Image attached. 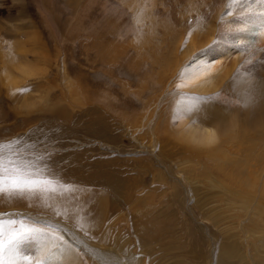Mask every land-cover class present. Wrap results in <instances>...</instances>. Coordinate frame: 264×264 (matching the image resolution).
I'll use <instances>...</instances> for the list:
<instances>
[{"label":"rangeland","instance_id":"obj_1","mask_svg":"<svg viewBox=\"0 0 264 264\" xmlns=\"http://www.w3.org/2000/svg\"><path fill=\"white\" fill-rule=\"evenodd\" d=\"M258 20L264 0H0V139L38 141L73 189L0 197L9 264H126L93 229L124 236L129 263L217 264L234 236L264 264V39L235 46ZM148 208L174 221L169 252L135 237Z\"/></svg>","mask_w":264,"mask_h":264},{"label":"bare ground","instance_id":"obj_2","mask_svg":"<svg viewBox=\"0 0 264 264\" xmlns=\"http://www.w3.org/2000/svg\"><path fill=\"white\" fill-rule=\"evenodd\" d=\"M250 2V1H249ZM249 6V5H248ZM245 10V9H243ZM242 10V11H243ZM250 10V11H249ZM248 11L249 12H253L255 10V8H250ZM259 10V9H258ZM247 11V12H248ZM240 12V11H239ZM238 12V13H239ZM248 12V13H249ZM257 12V11H256ZM259 12V11H258ZM242 13V12H241ZM246 13V11L244 12ZM243 14V13H242ZM256 14V13H255ZM246 15V14H245ZM245 15H243L245 17ZM250 15V14H249ZM247 15L248 17H251L253 18V13L252 15ZM261 17V16H260ZM246 18V17H245ZM257 18V16H256ZM255 18V19H256ZM253 21V19H252ZM251 21L252 24H249L247 22H244L243 23V27L244 30H245V33H241L240 34V37L241 38H238L237 39V42H236V45L235 46H239L241 45L240 44V41H242L241 43H243V41H246L248 43H252V42H255V41H259V40H262L264 39V25L262 24V21H259L260 23H253ZM255 21V20H254ZM242 24V23H241ZM243 32V31H242ZM239 36V34H238ZM242 36H243V39H242ZM240 40V41H239ZM239 42V43H238ZM245 44V43H244ZM251 45V44H250ZM249 45V46H250ZM241 88V87H239ZM209 89V87L207 88ZM247 89V88H246ZM204 90V89H203ZM246 101V100H245ZM243 101V102H245ZM242 102V103H243ZM245 107H244V110H246L248 108V102L247 103H244ZM243 105V104H242ZM183 118V117H182ZM181 120H184V119H181ZM183 121H180V124L179 126L183 125L184 123H182ZM185 127V126H184ZM187 130L185 131H181L182 133H187L190 131V134H191V141L193 140V142H199V143H202L203 144V139L206 138L207 136L213 134L212 133V129H208V128H205V127H202L200 125H195L194 123H190L188 126H187ZM211 141V140H210ZM210 143V142H209ZM201 145V144H200ZM199 145V146H200ZM204 149V148H203ZM212 152V151H211ZM211 152H208L207 154L211 153ZM205 153V151H204ZM212 154H214L212 152ZM111 173H112V170H111ZM106 176V175H105ZM113 177V176H112ZM118 178V177H117ZM121 178V177H120ZM124 178V177H123ZM126 179V178H125ZM108 180V179H107ZM122 180V179H121ZM127 180V179H126ZM105 182V181H104ZM115 182V181H114ZM130 182V183H129ZM129 182H125V181H121V182H118V183H115L113 184L112 181H107L108 185L112 186V189L114 192H117L119 194L122 195L123 198H126V204L127 206L129 207V209L131 210H138L139 208L142 207L143 205V201L142 200H138V201H134L133 200V197L131 196L132 195V189H133V185L132 182H131V179L129 180ZM106 183V182H105ZM126 183L129 184L127 185L126 187ZM134 183V182H133ZM100 185V184H99ZM130 186V188H129ZM136 186V185H134ZM106 187H104L105 189ZM109 188V187H108ZM126 188V190H125ZM129 190V191H128ZM126 194V195H125ZM206 195V194H205ZM50 196V195H49ZM71 196V195H70ZM150 196V195H149ZM195 196V200L197 199H200L198 201H196V204L200 207V208H203V207H206L207 206V201L205 203V197L201 195H194ZM199 196V197H198ZM63 197L65 196H62V199ZM67 198L69 196H66ZM146 196H144L145 198ZM39 198V197H38ZM66 200H71L70 197L69 199ZM208 198V197H207ZM45 199V198H44ZM49 201L51 200V202L53 201L54 203H49V205H53V206H56L59 205L58 203H60L59 199H58V195H55V196H51L48 198ZM61 199V198H60ZM61 199V200H62ZM75 199V198H74ZM209 199V198H208ZM73 200V199H72ZM207 200V199H206ZM64 203L65 201L62 200ZM102 201V200H101ZM12 203V202H11ZM14 203V202H13ZM48 203V202H47ZM151 206V205H150ZM214 208V207H212ZM154 209V208H152ZM161 209V208H160ZM204 209V208H203ZM141 210L143 211V208H141ZM141 211V216L139 217V214L136 215L135 217H137V222L135 223L136 227L134 229V232H135V237L137 238L138 242L143 244V245H147L148 248H153L154 246L157 247V250L161 251V252H164L166 253L167 251L169 252V249L168 247L166 246L167 245V241H165L164 239L160 238V236H172L174 234V232L172 231V227H173V220L170 218V216H165V213H164V216H159L157 213H151L150 211V208H148V211H144L142 212ZM162 212V211H161ZM215 212V211H214ZM151 214V215H150ZM203 215L205 217H208L209 219H214V220H219L220 217H218L217 215L213 214V211H211V209H207L206 210V213L204 212ZM99 217V216H98ZM99 219V218H97ZM98 221V220H97ZM217 224V223H216ZM97 225V224H95ZM87 228L89 230H91V227L92 225L90 226V224H87L86 225ZM94 226V225H93ZM98 226V225H97ZM97 226H94V227H97ZM86 228V227H85ZM162 231L164 233H162ZM93 232L96 234L98 233V237L99 239L102 240H105V241H109L112 245H113V248H114V251L120 255V257L122 258V260H126V264H137L134 260H132V263H129V261L127 259H131V254L128 252V247H127V244L126 241L123 240L122 237L124 236H120L118 234H113V233H110L109 230H105V231H101L100 229L97 230V231H94L93 229ZM226 244L222 246H220L218 248V251H217V260H216V263L217 264H244L243 263V255L240 253V251H238L237 249V246H236V243H235V240H234V236H226ZM104 242V241H103ZM101 244V243H100ZM102 245V244H101ZM143 245H141L143 247ZM154 245V246H153ZM112 251V250H111ZM150 250H148L149 252ZM120 253H123L124 255L122 256ZM145 253H146V250H145ZM163 259V258H162ZM161 262V261H160ZM159 263V262H158ZM163 264V263H161ZM174 264H181V262H174Z\"/></svg>","mask_w":264,"mask_h":264},{"label":"snow or ice","instance_id":"obj_3","mask_svg":"<svg viewBox=\"0 0 264 264\" xmlns=\"http://www.w3.org/2000/svg\"><path fill=\"white\" fill-rule=\"evenodd\" d=\"M25 144L27 142L20 137L0 139V197H42L55 194L61 189L65 193L73 190L51 169L48 163L49 154L37 149L38 141L24 147ZM21 148L24 150L21 151ZM25 234L43 235L38 229H27ZM16 239L19 236L12 240L4 238L3 223L0 220V264H9L7 257ZM19 264H27V261L20 257ZM42 264H47V261Z\"/></svg>","mask_w":264,"mask_h":264}]
</instances>
